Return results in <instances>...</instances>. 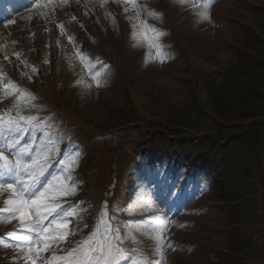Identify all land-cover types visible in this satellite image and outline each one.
<instances>
[{"label":"rangeland","instance_id":"rangeland-1","mask_svg":"<svg viewBox=\"0 0 264 264\" xmlns=\"http://www.w3.org/2000/svg\"><path fill=\"white\" fill-rule=\"evenodd\" d=\"M106 1L108 0H40L33 9H30L31 11L19 15L24 27L33 22L41 25L44 30H48L52 24L53 28L50 29L52 34L54 29L62 28L58 21L60 17L67 20L74 18L71 22L76 23L75 27L78 33L76 37L84 36L95 55H102L106 59L111 57L112 54L115 55L116 64L120 69L113 71L109 65L113 67L115 65H112L104 58L101 61L96 60V63H93L92 59H88V61L86 60L87 64H79L80 61H77L79 59L77 58L76 60L78 53L75 52L74 47L66 39V36L62 38L59 35L55 42L52 41L51 44H46L44 48L46 64L49 63L48 59L56 56L63 64H67L71 72L70 76L72 75L71 84L66 88L64 87V82L66 80L70 82V77L67 76L68 74L64 75V72L60 74L61 82L55 88V93L60 94L64 89L65 98L69 102H75L76 114L81 116V120L91 123V128L98 135L90 143L91 148L96 150L101 157L98 163V168L101 170H98L96 177L90 183L91 186L94 184L96 187L98 185L101 186L103 181L107 182L109 178L111 181L112 177H117L116 166L117 160L120 158L117 155L122 150L127 152L128 161H132L134 154L137 153L135 143L138 137L137 130L133 128L121 129L118 127L119 124L110 123L114 122L110 113L111 106L118 107L120 110L131 109V106L126 102L128 81L132 80V89L134 93H140V98L144 104H147V99H150L149 105L154 109H146L148 113H156V105H158V109L164 107V112L170 113V111L174 110L173 104L180 102L182 99L181 95H185L186 88H184L181 77L186 71H191L192 76L199 73L204 74L210 68L221 72L224 65L234 60L235 50L228 45V42L230 40L236 41L241 37L240 22H249L251 17L255 16L253 14L256 13L252 6L264 0H211L210 3L207 0H203L204 2L202 0H133L131 2L123 1L120 5L114 2L115 6L110 11V8L105 7ZM126 5L128 8L127 12H125ZM151 7H154L155 10H152ZM144 9H146L148 17L152 18V23L155 26H167L172 31V35L168 37H172V42H177V45L175 44L176 50L172 46L168 47L163 42V37H167L165 35L158 36L156 41L158 46L153 45V41L148 36L143 24ZM114 10L123 13V17L131 29L130 41L133 44L131 48L126 44L123 53L126 59L130 58L131 60V62H128L129 71L125 75L121 70L124 68L122 61H120L121 55L112 51V44L115 43L117 46V42L118 45L121 42V31H117L118 26L112 22L114 19L111 14ZM204 12L207 13V19L201 18V14ZM82 17L85 18L86 24L80 22ZM133 25H136L135 29ZM134 31L136 33L135 36H133ZM160 31L163 30L160 29ZM113 32H116V34L114 35ZM145 35L148 37L147 39ZM100 38L104 40L106 47L99 43ZM179 46L184 48V55L177 53ZM142 49H145V51L144 58L141 60L137 57L140 56ZM81 53H84V51ZM36 57L37 55L35 54L34 58ZM133 59L136 60L132 62ZM53 61L51 60V62ZM136 62L137 69L134 70L130 67V64H136ZM88 68L92 69L93 72H88ZM32 70L36 71V68H31L29 70L30 74H33ZM55 72L59 75L60 71L57 65H55ZM46 75L49 76L47 71ZM29 80L26 72L22 73L21 78H19V82L25 83L28 88L36 90L38 87V90L44 93V89L39 88L40 82L34 84L29 82ZM52 85L53 83L47 81L45 88H51ZM18 88L21 89L20 87ZM13 100V97L0 91V114L6 115V117H13L17 112L23 114L22 116L28 115V112L30 114L33 111L38 112L36 110L38 109L37 107L34 109V106H18L17 104L20 102L14 100L17 102L15 103ZM45 101V98L39 97V100L34 101V104L38 105L41 102L45 103ZM28 104L34 105L33 102ZM112 125L115 126V129L110 130ZM35 131L37 130L35 129ZM4 139H6L4 131L0 129V140L5 143ZM52 139L51 142L55 141L54 135ZM43 141H39L37 149L45 145ZM27 143H32L31 139ZM72 148L73 151L77 150V144H74ZM80 153L82 152L79 151L78 153V166L73 170L69 165L67 174L71 175L72 179L65 181L62 176L60 182L76 184L74 172L81 169L82 157ZM30 155L35 157L36 150L31 152ZM27 159L28 163H31L29 154ZM139 167H142V163L136 166L137 169ZM147 167H150V165H147ZM148 175L147 169L137 172L132 191L129 192L127 198L129 201L126 200L122 204V213L121 215L117 214L116 218L120 217L122 221H124V217L136 218L137 220L148 219L150 222H131L125 225L123 223L119 224L118 219L113 222L111 219L113 209L110 207V214L107 213L103 217V223H100L102 234H106L104 224L110 223L113 228L117 226L123 235L130 236L132 240L135 239L133 236H136L149 246L150 249L148 251L152 264H158L160 257L153 246L155 239L161 237V232L159 231L161 220L156 219L159 216L169 222L163 236L167 237L170 243L175 246L174 249L165 247V264H216L214 262L218 257H213L208 249L222 247V245H226V241L218 235V231L210 233L209 229L213 226L216 229L225 230L228 226H225L223 222L225 219L223 217V208H208V205H211V194L208 193L210 192L209 187L200 188L198 191L192 185L191 190L188 191V196L184 197L183 203L179 202L178 194H175L171 204H182L183 206L174 208L172 214L169 215L167 209L159 207L162 199L159 186L153 182L146 184L143 182V179ZM198 176L199 183H203L204 177L200 174ZM80 188L76 185L77 190H80ZM7 193L0 190V194L3 196ZM79 196L71 201V208L75 205L74 211L77 215L70 216L69 219L72 222L70 226L73 228L74 234L84 235L87 234V226L85 217L81 214L84 204L78 199ZM203 198L204 201L202 202ZM94 203L96 204L97 200ZM107 204L110 206V199L107 200ZM197 204H204L207 208H198ZM8 223L7 221L6 224ZM67 223V220L62 221L61 225L63 226ZM4 224L1 222L0 228H3ZM52 227L57 231H63V227L57 228L55 224ZM77 228L79 229L78 231L76 230ZM88 240L89 238L84 241ZM93 240L94 238L91 240V247H93ZM99 242L104 244L105 238H101ZM71 244L72 235L66 237L56 254L59 255L60 252H63L66 256L71 249ZM263 244L264 237L258 238L256 245L261 246ZM86 245L88 244L83 245V247H86ZM2 250H6V247L1 246L0 251ZM121 251L123 253L126 251L125 244H122ZM136 251L140 254L144 253L145 249L141 242L132 251V254H135ZM44 255L50 257L51 253H44ZM0 263H5V261L0 260Z\"/></svg>","mask_w":264,"mask_h":264},{"label":"trees","instance_id":"trees-1","mask_svg":"<svg viewBox=\"0 0 264 264\" xmlns=\"http://www.w3.org/2000/svg\"><path fill=\"white\" fill-rule=\"evenodd\" d=\"M254 29L245 28L236 63L221 76L202 75L170 113L158 105L148 113L150 99L144 104L129 91L131 112L120 111L140 120L156 147L178 143L185 156L197 157L199 168L213 161L210 185L230 227L228 254L219 255L218 264H264V244L256 245L264 237V19Z\"/></svg>","mask_w":264,"mask_h":264},{"label":"snow or ice","instance_id":"snow-or-ice-1","mask_svg":"<svg viewBox=\"0 0 264 264\" xmlns=\"http://www.w3.org/2000/svg\"><path fill=\"white\" fill-rule=\"evenodd\" d=\"M34 0H29V3H33ZM208 3L211 0H207ZM128 11L127 5L125 6V12ZM154 15H158L153 13ZM201 18L207 19V13L201 14ZM12 23V21H8ZM136 25H133L135 29ZM148 31L155 33V35L161 36L164 33L154 28H148ZM135 31L133 36H135ZM145 38L148 37L145 35ZM70 41L73 39L69 35ZM153 45H156L155 39H153ZM19 58L20 54H16ZM7 59V58H6ZM35 68V66H32ZM15 70V69H14ZM4 75L3 69H0V78ZM30 79V78H29ZM79 83V81H77ZM5 91L10 92L15 89L17 92L27 97L29 101L34 100L30 93L21 90L9 79L8 84L3 86ZM34 106L28 103L25 107ZM21 121H24L26 125L30 126L37 131H41L42 121H38L34 116H22L17 112L15 117L7 116L0 117V129L4 131L5 143L0 145V161L8 164L7 157H5V151L16 149L21 144L22 136L20 133L25 132L26 128L21 125ZM19 136V138H17ZM35 148L34 144H26L19 147V150L13 154L16 156L15 165H9L6 167L3 174H0V181L6 176L9 182H0V190L12 193L10 199H6L3 202V206H0V213H8V222L15 219L18 223L14 226L10 233L5 234V237H0V240H10L15 243H3L6 248H13L17 255L13 257L14 260H20L23 264H113V253L118 251L113 248V244L122 239L118 235L119 229L113 228L111 224H104V230L106 233L104 245L97 249L88 247L83 248L85 244H90L91 240L95 237L94 232L89 237L88 241H81L78 247L68 251L67 255H57L60 250L61 244L65 241L66 237L74 234L71 225L70 216H76L75 211H67L62 207V203L57 200V196H71L75 194L76 185L70 183H62L61 177L65 178V181L72 179L71 175L66 173L65 165L68 164L74 168L78 166V153L70 156L66 160L60 161L61 170L58 173L51 175L50 179H44L48 169L51 167L49 163L53 151L58 152V148L54 149L52 145L47 147L42 146L36 149V156L30 155L31 151ZM29 154L31 163L27 161L22 162L21 156ZM43 155L44 159L40 157ZM75 208V205L72 206ZM55 217L48 223L50 216ZM107 215L106 210L101 212V222L103 223V217ZM161 220L159 231L161 237L155 239L154 249L159 255L160 259L158 264H165L164 249L165 247H172L174 245L170 243L167 237L163 236V233L167 229L168 221L163 220L162 217H156ZM67 220L66 225H61L62 221ZM57 225V228L63 227V231H57L52 226ZM79 230L78 228L76 229ZM111 237L109 239L108 237ZM105 247L107 248V255H105ZM44 253H51V256H45ZM145 264H152L151 261L145 262Z\"/></svg>","mask_w":264,"mask_h":264}]
</instances>
